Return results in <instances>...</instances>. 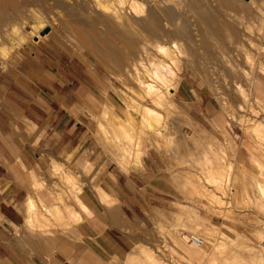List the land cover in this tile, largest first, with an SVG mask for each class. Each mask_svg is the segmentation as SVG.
<instances>
[{"label":"rangeland","instance_id":"rangeland-1","mask_svg":"<svg viewBox=\"0 0 264 264\" xmlns=\"http://www.w3.org/2000/svg\"><path fill=\"white\" fill-rule=\"evenodd\" d=\"M33 3L8 14L11 5L0 0L9 9L0 11V72L50 26L45 37L90 90L75 130L80 145L26 170L33 196L52 209L35 204L34 221L15 228L18 241L29 246L27 232L35 243L65 236L69 252L50 242L45 255L60 264H264V191L255 183L264 180L256 164L264 167V138L254 132L264 127V0ZM168 64L175 74L166 88L152 73ZM149 83L162 91L160 104ZM146 107L161 114L156 127L144 125ZM109 170L135 180L144 173L137 181L146 183L145 205L125 207L129 218L114 221L120 228L101 222L118 254L100 253L82 233L91 215L85 192L117 201L99 185ZM217 243L226 244L222 255Z\"/></svg>","mask_w":264,"mask_h":264},{"label":"crops","instance_id":"crops-1","mask_svg":"<svg viewBox=\"0 0 264 264\" xmlns=\"http://www.w3.org/2000/svg\"><path fill=\"white\" fill-rule=\"evenodd\" d=\"M41 36H34L33 42L15 54L9 68L0 72V264H60L58 258L51 263L46 260L50 242L62 252L70 249L65 236H43L35 243L34 235L27 232L28 246L15 235L16 227L23 232L27 218L34 221L35 204L41 209L42 201L52 209L44 196H33L26 170L38 168L51 156L60 157L66 147L75 151L80 145L82 135L79 128V133L75 130L86 108L81 99L90 90L89 80L69 71L59 46L45 34ZM257 96L263 99L262 94ZM71 130L73 134L67 133ZM140 178L145 180V174L139 172L137 180ZM137 180L129 173L105 172L99 185L117 198L112 205L103 204L95 192H85L83 200L91 215L82 221V233L100 253H121L110 243L116 236L108 239L110 236L102 234L101 222L110 223L112 229L120 228L114 221L116 217L129 218L125 207L145 205L146 183L141 186ZM255 183L261 193L257 179Z\"/></svg>","mask_w":264,"mask_h":264},{"label":"bare ground","instance_id":"bare-ground-1","mask_svg":"<svg viewBox=\"0 0 264 264\" xmlns=\"http://www.w3.org/2000/svg\"><path fill=\"white\" fill-rule=\"evenodd\" d=\"M4 1V0H3ZM37 0H5V2H7L8 4H10L11 8L10 10L7 9L4 4H2V6L0 5V11L1 13L3 14L4 12H8L7 10H9V13L8 14H15V13H20L24 8H26L27 6H30L32 4H34L33 2H35ZM41 1H44V0H41ZM97 1V0H96ZM102 1V0H101ZM124 1V0H123ZM132 1V0H131ZM99 2V1H98ZM122 2H120L121 4ZM99 4H101L99 2ZM98 5V4H97ZM124 5V4H123ZM126 5V4H125ZM103 6V5H102ZM107 6V5H104V7ZM142 6V4H141ZM99 7V6H98ZM120 7V6H119ZM122 7V6H121ZM125 7V6H124ZM131 8L135 9V10H138V11H141L139 9L143 8V7H140V5L137 3V2H133V7H132V2H131ZM107 8V7H106ZM125 10V8H124ZM134 10V11H135ZM22 13V12H21ZM26 13V12H25ZM7 14V15H8ZM118 14V13H117ZM137 14V13H136ZM11 16V15H10ZM20 16V15H18ZM13 18H16L15 16H13ZM18 18V17H17ZM119 19V18H118ZM120 20V19H119ZM174 46V45H173ZM177 46V44H175V47ZM161 47V45H160ZM159 47V48H160ZM161 50L163 51V53H166L169 55H172L171 54V48H170V51L168 48L162 46L161 47ZM173 57V56H172ZM175 57V56H174ZM176 59V58H175ZM174 58H172V60H175ZM171 60V59H170ZM177 61V60H176ZM163 62V61H162ZM173 63V62H171ZM166 64V63H165ZM162 65V64H161ZM158 66V65H157ZM162 69L159 70V71H156L154 73H152L153 75L156 76V78L164 85V87L166 86V88H168L170 86V75H174L175 73L173 72L172 70V67L168 64V65H165V66H161ZM168 73V74H167ZM151 75V74H150ZM153 77V76H151ZM157 80V81H158ZM156 81V80H155ZM160 83V84H161ZM144 87V86H143ZM146 87V91L148 93V95L150 94V96H154V101L157 103V104H160L161 103V98H162V91H160V88L153 84V83H149ZM163 88V87H162ZM172 89V88H171ZM142 119H143V122L145 123L144 125H147V126H151V127H156L157 125H159L161 123V114L156 111L155 109L151 108V107H146V109L142 112ZM145 127V126H144ZM254 132L257 134V136L259 135L260 137H263L264 138V127L262 125H259V126H256L254 128ZM258 168L260 170H264V167L259 163V162H256ZM260 182V190H262L261 192L264 191V180H259ZM247 190V189H246ZM248 192V191H246ZM264 196V195H263ZM29 205V204H28ZM35 208V206H33ZM32 207V208H33ZM31 211V210H30ZM232 211V210H231ZM229 213V212H228ZM35 215V214H34ZM33 215V216H34ZM37 215V214H36ZM229 216H233V213H229ZM41 218V217H40ZM43 218V217H42ZM37 221H39V219H35ZM44 220H45V217H44ZM77 220V219H76ZM39 223V222H38ZM190 240V239H189ZM205 244V240L203 242V245H201V247H203ZM216 249L217 251L222 255L224 252H225V249H226V244L225 243H217L216 245ZM205 251H203L204 253ZM205 254V253H204ZM264 254V253H263ZM200 256V255H199ZM202 257V255H201Z\"/></svg>","mask_w":264,"mask_h":264},{"label":"built area","instance_id":"built-area-1","mask_svg":"<svg viewBox=\"0 0 264 264\" xmlns=\"http://www.w3.org/2000/svg\"><path fill=\"white\" fill-rule=\"evenodd\" d=\"M189 239L193 243L198 244V245L203 244V242H204V239L202 237L196 236L194 234H190ZM261 243H262V249H263V253H264V236L262 238V242Z\"/></svg>","mask_w":264,"mask_h":264},{"label":"water","instance_id":"water-1","mask_svg":"<svg viewBox=\"0 0 264 264\" xmlns=\"http://www.w3.org/2000/svg\"><path fill=\"white\" fill-rule=\"evenodd\" d=\"M51 30V27L50 26H46L44 27L42 30H41V34H46L48 33L49 31ZM35 38H38V36H36Z\"/></svg>","mask_w":264,"mask_h":264}]
</instances>
